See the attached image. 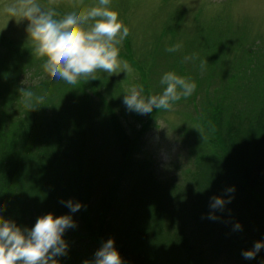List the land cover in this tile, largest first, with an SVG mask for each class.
<instances>
[{
    "label": "trees",
    "instance_id": "trees-1",
    "mask_svg": "<svg viewBox=\"0 0 264 264\" xmlns=\"http://www.w3.org/2000/svg\"><path fill=\"white\" fill-rule=\"evenodd\" d=\"M199 28L225 44L197 45L191 63L185 65L180 53L178 65L186 77L207 76L208 101L223 100L211 114L207 107L197 114L209 144L196 165L183 172L182 183L158 179L150 171L133 175L131 144L114 115L105 121L108 131L93 140L80 117H9L0 119V215L21 228H31L48 213L70 215L76 227L62 239L73 258L95 259L112 238L122 264H264V247L254 259L242 255L256 241L264 243V40L242 59L226 42L242 27L212 23ZM123 46L120 57L143 75L144 53L134 59L128 37ZM157 50L154 46L147 53L151 61ZM228 54L233 63L218 71ZM170 55L175 62L178 55ZM202 61H207L203 68ZM229 187L234 192L228 193ZM213 196H231L223 211H215L217 220L208 218ZM68 200L79 202L80 210L70 212L62 203ZM237 221L241 230L233 228ZM86 243L96 247L95 253L78 247Z\"/></svg>",
    "mask_w": 264,
    "mask_h": 264
},
{
    "label": "rangeland",
    "instance_id": "rangeland-1",
    "mask_svg": "<svg viewBox=\"0 0 264 264\" xmlns=\"http://www.w3.org/2000/svg\"><path fill=\"white\" fill-rule=\"evenodd\" d=\"M11 2L12 0H0V119L80 117L82 126L87 128V135L93 140L104 135L103 131H108L109 124L108 121L105 124V121L114 115L125 127L131 144L129 151L134 159L133 175L150 171L158 179L166 177L179 181L184 171L196 165L200 156L207 151V143L209 144V132L196 120L197 114L203 107H207L208 115L211 114L219 109L223 98L218 96L215 101H208L205 97L209 87L208 78L199 74L196 79L191 78L196 84L191 96L174 102L170 110L154 108L151 114L141 115L126 109L123 97L128 94V89L133 85H142L141 94L145 98L161 94L163 86L160 80L165 72L175 71L184 76V72L180 71L184 67L178 65L180 53L184 54L183 61H187L184 63L187 65L191 61L185 58H190L189 55L195 52L197 45L199 48L214 45L220 47L225 44V39L217 40L208 29L199 28L200 26L232 23L242 27L243 32L236 31L226 41L235 45L234 54L242 59L245 57L244 53H251L259 46L258 40H264V0H110L111 8L118 11L120 20L130 30L129 52L136 60L138 55L143 56L144 53L143 75L129 64L133 69L131 72L125 73L122 70L118 74H109L100 71L96 74V79L89 78L86 82L81 80L73 86L51 78L44 71V61L36 58L33 44L28 39L29 22L9 18L3 12L4 5ZM97 2L98 0H57L55 10L62 16L73 10V7L89 6ZM38 3L47 6L48 0H38ZM217 12L225 19L212 17ZM169 28H176V33L175 30L170 33ZM9 38L14 42L8 44L6 41ZM123 42L119 46L121 52L125 51ZM175 44L181 45L178 51H166ZM154 46L159 53L151 61L147 53L152 52ZM171 53L178 55L175 62H172ZM212 55L218 56L214 53ZM120 59L126 60L124 57ZM233 61L231 54L223 56V64L218 71H222ZM168 62L171 65L166 68ZM21 89L44 95L43 105L28 111L22 103ZM47 93H52L54 97L47 96ZM66 105H69L68 109L65 108ZM74 110L79 112L73 113ZM78 247L84 248V254L95 253L96 250L95 246L87 243L79 244ZM66 254L55 257L57 264L94 261L92 257L81 259Z\"/></svg>",
    "mask_w": 264,
    "mask_h": 264
},
{
    "label": "clouds",
    "instance_id": "clouds-1",
    "mask_svg": "<svg viewBox=\"0 0 264 264\" xmlns=\"http://www.w3.org/2000/svg\"><path fill=\"white\" fill-rule=\"evenodd\" d=\"M56 5L57 0H48L47 6H42L38 0H12L3 7L9 18L29 22L28 39L33 44L36 58L44 61L43 69L51 78L75 86L81 80L96 79L100 71L109 74L133 71L126 60L120 59L119 47L130 30L120 20L118 11L111 8L110 0L73 7L62 16L55 10ZM180 48V44H175L166 51L176 52ZM206 62H201V68ZM160 84L162 93L147 98L141 94L142 85L131 86L123 97L126 109L141 115L151 114L154 108L170 110L174 102L191 96L196 89L190 77L178 75L175 71L165 72ZM20 94L28 111L44 103L45 96L36 95L31 90L21 89ZM226 191L232 193L234 187ZM230 200L231 196L227 200L220 196L210 198L212 211L208 218L217 220L215 211H223ZM62 203L73 213L81 208L79 202L72 200ZM75 227L70 215L53 218L48 213L38 217L31 228H21L13 220L0 215V264H57L55 257L66 254L67 250L62 234ZM233 228L241 230L242 225L237 221ZM262 247L264 243L256 241L253 248L242 251V255L245 259H254ZM84 264H122V258L113 239L109 238L96 251L94 261L85 260Z\"/></svg>",
    "mask_w": 264,
    "mask_h": 264
}]
</instances>
